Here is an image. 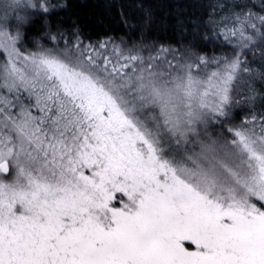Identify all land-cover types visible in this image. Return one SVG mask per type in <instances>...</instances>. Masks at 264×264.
Listing matches in <instances>:
<instances>
[{
	"label": "snow or ice",
	"instance_id": "1",
	"mask_svg": "<svg viewBox=\"0 0 264 264\" xmlns=\"http://www.w3.org/2000/svg\"><path fill=\"white\" fill-rule=\"evenodd\" d=\"M68 7L0 0V264H264V0L175 49Z\"/></svg>",
	"mask_w": 264,
	"mask_h": 264
},
{
	"label": "trees",
	"instance_id": "2",
	"mask_svg": "<svg viewBox=\"0 0 264 264\" xmlns=\"http://www.w3.org/2000/svg\"><path fill=\"white\" fill-rule=\"evenodd\" d=\"M217 0H67L69 7L61 12L58 21H77L85 37L96 41L106 36L141 47L146 43L166 47H182L195 33L203 29L193 27L207 21ZM256 2V0H254ZM151 15L149 22L146 15ZM71 17V19H69ZM38 27V26H37ZM197 46L202 42L197 39ZM211 50L212 46H208ZM219 55V53H217ZM257 67V65H252ZM258 91H264L260 84ZM257 112L264 111L260 101ZM248 116V106L241 104L234 123Z\"/></svg>",
	"mask_w": 264,
	"mask_h": 264
},
{
	"label": "rangeland",
	"instance_id": "3",
	"mask_svg": "<svg viewBox=\"0 0 264 264\" xmlns=\"http://www.w3.org/2000/svg\"><path fill=\"white\" fill-rule=\"evenodd\" d=\"M152 46H153V45H151V43H146L145 45H142L141 47H147V48L151 49ZM164 47H166V46H164ZM171 48L175 49V48H177V47H171ZM149 54H155V53H150V52H146V53H145V55H149ZM240 106H241V105H240ZM238 107H239V106H238ZM238 107L235 108V109H233V112H234L235 115H236V113H237Z\"/></svg>",
	"mask_w": 264,
	"mask_h": 264
}]
</instances>
